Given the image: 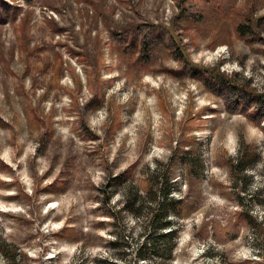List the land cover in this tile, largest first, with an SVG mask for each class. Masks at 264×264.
<instances>
[{"label":"rangeland","instance_id":"obj_1","mask_svg":"<svg viewBox=\"0 0 264 264\" xmlns=\"http://www.w3.org/2000/svg\"><path fill=\"white\" fill-rule=\"evenodd\" d=\"M252 88L264 0H0V264H264Z\"/></svg>","mask_w":264,"mask_h":264},{"label":"trees","instance_id":"obj_2","mask_svg":"<svg viewBox=\"0 0 264 264\" xmlns=\"http://www.w3.org/2000/svg\"><path fill=\"white\" fill-rule=\"evenodd\" d=\"M29 1V0H27ZM247 24H239L237 26V31L238 33L241 35L243 34L244 28L247 27ZM122 47V46H120ZM121 53H125L126 52V47L123 46L121 48ZM137 62L141 61V58L137 57V59L135 60ZM223 62L222 60L220 61V63ZM202 70L211 73V69L207 68V67H200ZM217 75H219V73L217 72ZM251 93L254 94L258 101L264 105V92L262 93H258L256 91V89L252 88ZM31 116L30 119L31 120H38V115L35 113V111L30 110ZM194 116V115H193ZM191 116V117H193ZM255 151L254 147H246L245 149L241 150L239 157L237 159H231L228 161L229 166L231 167V169H237V171H242L244 170L247 166H249L254 160L255 155L252 154V152ZM175 155H177L178 157V152H175L172 154V157ZM123 176V174H118L116 176H113L112 178L114 180L116 179H121V177ZM167 181V180H166ZM166 184H168V181L164 183V189L160 190V195L158 196L156 193L154 194V204H153V208L152 210H150L148 216L144 217V220L151 222V227L149 229H152V231L157 232L159 235L162 236H168V237H174L175 235V231L173 229H170L168 232L163 233L162 230H166V228L169 225V220L167 219V215L168 213H176V211L178 210V207L180 206L181 203V199H173L170 196V187L166 186ZM107 187H110V184H105V189ZM126 197H128L127 194H125ZM135 199H131V202L128 199H125V201H123L122 203V209L124 210H128V209H132L131 203H134ZM176 209V210H175ZM248 217L250 218L251 216L248 214ZM153 225H156L153 227ZM160 232V233H159ZM144 245V244H143ZM146 245V244H145Z\"/></svg>","mask_w":264,"mask_h":264}]
</instances>
